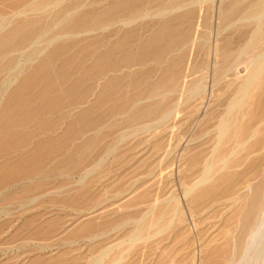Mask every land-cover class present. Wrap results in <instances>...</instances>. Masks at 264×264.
<instances>
[{"label": "rangeland", "instance_id": "374dc122", "mask_svg": "<svg viewBox=\"0 0 264 264\" xmlns=\"http://www.w3.org/2000/svg\"><path fill=\"white\" fill-rule=\"evenodd\" d=\"M263 3L0 0V264H264Z\"/></svg>", "mask_w": 264, "mask_h": 264}, {"label": "bare ground", "instance_id": "6f19581e", "mask_svg": "<svg viewBox=\"0 0 264 264\" xmlns=\"http://www.w3.org/2000/svg\"><path fill=\"white\" fill-rule=\"evenodd\" d=\"M264 4V3H263ZM264 9V8H263ZM264 66V65H263ZM262 69V64H259L258 66H257V69H256V72L254 73V75L253 76H257V74H259V72H260V70ZM260 75V74H259ZM254 80V79H253Z\"/></svg>", "mask_w": 264, "mask_h": 264}]
</instances>
